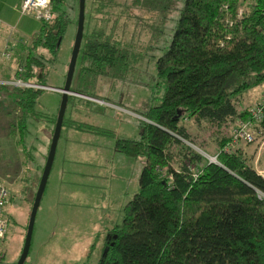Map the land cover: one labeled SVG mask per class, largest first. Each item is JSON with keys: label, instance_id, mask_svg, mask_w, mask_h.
<instances>
[{"label": "trees", "instance_id": "obj_1", "mask_svg": "<svg viewBox=\"0 0 264 264\" xmlns=\"http://www.w3.org/2000/svg\"><path fill=\"white\" fill-rule=\"evenodd\" d=\"M77 1L49 0L50 18L37 21L29 43L15 52L14 77L43 86L45 63L76 23ZM146 32L147 42L139 41ZM147 55L163 91L140 111L114 104L141 119L138 137L116 139L114 148L142 166L137 191L106 231L96 264H264V178L240 142L221 150L236 122L250 119L255 102L239 109L242 94L264 83V0H84L69 90L98 99L81 84L122 79ZM11 88L21 95L13 126L29 190L34 177L37 186L55 117L49 127L36 116L39 88ZM185 119L214 137L219 165L184 143L201 145ZM27 121H42L39 134ZM257 125L264 133V107Z\"/></svg>", "mask_w": 264, "mask_h": 264}, {"label": "rangeland", "instance_id": "obj_2", "mask_svg": "<svg viewBox=\"0 0 264 264\" xmlns=\"http://www.w3.org/2000/svg\"><path fill=\"white\" fill-rule=\"evenodd\" d=\"M74 29L75 24L69 23L56 57L52 62L45 63L46 73L41 81L43 86L62 87ZM147 36L148 32L139 41L147 42ZM15 41L13 37L10 43L14 44ZM21 43L26 46L29 38ZM158 53L153 52L154 55ZM148 55L122 79L103 78L81 84L86 93L102 102L79 95L68 96L63 125L35 213L29 249L23 264H96L106 231L118 222L124 203L137 191L142 166L140 158L126 156L114 148L116 139L138 137L141 119L114 104L140 111L156 105L163 91V84L155 78L153 58ZM5 61L0 60L1 68H14L15 62ZM3 89L7 92L2 90L5 95L0 99V111L10 108L11 98L17 97L11 86L4 85ZM263 89L264 83L243 93V102L238 108L246 106V102L254 99ZM39 90L35 96L34 112L50 127L60 93L46 88ZM15 121V118L10 119L11 136L5 139L0 133V180L9 192L3 207L7 232L0 240V254L3 257L0 264H15L19 256L30 200L36 189V177L30 189L26 188L23 154L21 146L15 143L18 138L13 126ZM3 122L0 120V123ZM24 123L29 128L31 126V134L35 135L39 134L43 124L42 121H37V126L28 121ZM68 123L78 127H70ZM183 124L201 145L199 148L192 143H184L206 159L207 156H215L214 137H209L191 120L185 119ZM231 128L232 124L228 126L227 134ZM257 129L259 134L251 143H239L248 162L250 155L264 142L263 129ZM172 167L176 169L178 165L173 163Z\"/></svg>", "mask_w": 264, "mask_h": 264}, {"label": "crops", "instance_id": "obj_3", "mask_svg": "<svg viewBox=\"0 0 264 264\" xmlns=\"http://www.w3.org/2000/svg\"><path fill=\"white\" fill-rule=\"evenodd\" d=\"M21 0H0V45L7 44L11 48V55L8 59H3L0 57V60H7L5 62L13 61L15 62V65H13L14 68H10L8 66L6 69L1 68L0 65V82L1 81H7L14 78L15 74V68L17 66L16 58L14 57L15 52L17 51L19 44L23 42V40L33 37L34 33L37 29V20H35L30 15H22L19 13V4ZM14 30H16L14 35ZM16 40L14 44L10 43L12 38ZM9 43V44H8ZM22 44V43H21ZM2 76V77H1ZM6 79V80H5ZM4 88V85L0 83V99H3L2 90ZM253 89V88H252ZM20 96L19 92L17 90L12 89ZM6 91V90H4ZM7 92V91H6ZM264 92V89L259 92L257 96L254 97V99H249L248 104H251L252 102H256L259 95ZM15 97L11 98V107L7 108L5 111H0V120L3 121V124L0 123L2 126L0 129V133L2 134V137L7 139L10 134V119L16 118L17 115H19V108L16 106V103L14 100H16ZM241 102H243V98L241 96L240 98ZM7 119V120H6ZM6 120V121H5ZM8 121V122H7ZM16 143V141H15ZM262 144L264 142H261ZM260 144V146L257 148L256 152L251 154V160H249V164L252 166V168L261 176L264 178V145ZM245 154V151H244Z\"/></svg>", "mask_w": 264, "mask_h": 264}, {"label": "water", "instance_id": "obj_4", "mask_svg": "<svg viewBox=\"0 0 264 264\" xmlns=\"http://www.w3.org/2000/svg\"><path fill=\"white\" fill-rule=\"evenodd\" d=\"M83 10H84V0H78L75 30H74V35L72 39V44H71V48L69 52V57L67 61V66H66V70L64 74V81H63L62 87L61 88H51V87H46V86H40L41 88L55 90L58 93H60V100H59L57 111H56L55 121H54L53 129H52V133L50 136V141H49L45 161H44L42 171H41V174H40V177H39V180H38L35 192H34L32 203H31V206L28 212L27 223H26V228L24 232L21 250H20L19 256L15 264H23V261L29 249L35 213H36L41 195L45 187L48 173L51 168V164H52V160H53V156L55 152V146H56V142L59 136L61 124H62V118H63V113H64L66 101H67V96L79 95V94L71 92L69 90V86H70V82H71V78H72V74L74 70V65H75V60H76V56L78 53L79 44H80L81 35H82ZM79 96L102 102L101 100L88 97L85 95H79ZM207 161L210 163H215L219 165L218 162L216 161L215 156H207Z\"/></svg>", "mask_w": 264, "mask_h": 264}, {"label": "built area", "instance_id": "obj_5", "mask_svg": "<svg viewBox=\"0 0 264 264\" xmlns=\"http://www.w3.org/2000/svg\"><path fill=\"white\" fill-rule=\"evenodd\" d=\"M18 9L20 14L31 15L37 21H44L50 18L49 0H21ZM10 55L11 48L7 44L0 45V57L8 59ZM20 70L21 67H18L17 71ZM0 83L11 87L41 88L36 84L25 82L18 77H14L10 81H1ZM263 107L264 92L252 107L249 108L250 119L243 122H236L235 126L232 128L230 140L221 149L223 152H228L235 147L238 142L248 144L255 139L256 135L259 134L257 124L262 118ZM7 196V188L0 181V238H2L7 232V222L3 217V207L6 203Z\"/></svg>", "mask_w": 264, "mask_h": 264}]
</instances>
